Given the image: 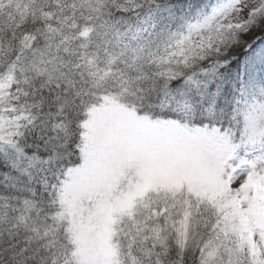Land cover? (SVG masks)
I'll return each instance as SVG.
<instances>
[{
  "label": "snow or ice",
  "instance_id": "snow-or-ice-1",
  "mask_svg": "<svg viewBox=\"0 0 264 264\" xmlns=\"http://www.w3.org/2000/svg\"><path fill=\"white\" fill-rule=\"evenodd\" d=\"M0 264H264V0H0Z\"/></svg>",
  "mask_w": 264,
  "mask_h": 264
}]
</instances>
